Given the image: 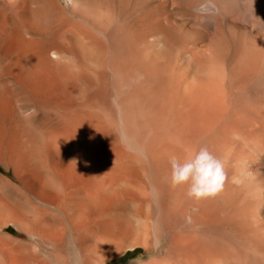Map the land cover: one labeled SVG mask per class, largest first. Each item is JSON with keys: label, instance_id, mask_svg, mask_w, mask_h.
<instances>
[{"label": "bare ground", "instance_id": "obj_1", "mask_svg": "<svg viewBox=\"0 0 264 264\" xmlns=\"http://www.w3.org/2000/svg\"><path fill=\"white\" fill-rule=\"evenodd\" d=\"M74 5L0 0V264H264V0Z\"/></svg>", "mask_w": 264, "mask_h": 264}, {"label": "clouds", "instance_id": "obj_2", "mask_svg": "<svg viewBox=\"0 0 264 264\" xmlns=\"http://www.w3.org/2000/svg\"><path fill=\"white\" fill-rule=\"evenodd\" d=\"M65 3L75 6L74 0ZM169 164V186L186 189L187 197L194 202L215 198L223 191L227 179L224 164L206 146H200L183 159L172 155Z\"/></svg>", "mask_w": 264, "mask_h": 264}, {"label": "rangeland", "instance_id": "obj_3", "mask_svg": "<svg viewBox=\"0 0 264 264\" xmlns=\"http://www.w3.org/2000/svg\"><path fill=\"white\" fill-rule=\"evenodd\" d=\"M11 230L13 231L14 228L12 227ZM134 257H135V255L134 256H128V257L122 259L121 261L112 262L111 264H124L125 262H128V261L134 259Z\"/></svg>", "mask_w": 264, "mask_h": 264}]
</instances>
